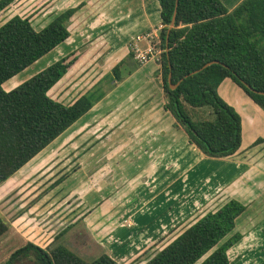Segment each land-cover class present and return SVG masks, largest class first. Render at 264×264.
<instances>
[{
  "label": "crops",
  "instance_id": "0c3cea01",
  "mask_svg": "<svg viewBox=\"0 0 264 264\" xmlns=\"http://www.w3.org/2000/svg\"><path fill=\"white\" fill-rule=\"evenodd\" d=\"M36 1H42L40 9L50 11L51 17L74 9L66 24L67 49L56 53V59L72 49L78 57L50 89L52 98L50 90L48 96L69 105L88 91L103 95L0 184V218L9 208L8 194L27 183L42 187L48 161L53 163L48 173L57 182L60 165L55 161L72 159L73 173L57 185H47L49 206L73 175H83L82 188L72 191L84 198L76 204L79 210L66 218L68 230L43 248L61 244L81 258L105 254L117 264H146L183 230L162 243L175 226L231 199L245 209L234 228L241 238L226 251L229 263L264 264L263 111L230 79H223L216 93L239 117L240 143L229 157H207L173 127V118L163 109L155 77L158 65L148 61L137 66L129 55L136 37L161 26L157 0ZM219 1L231 10L241 0ZM117 63L115 81L111 69ZM55 209L58 221L64 214L60 217Z\"/></svg>",
  "mask_w": 264,
  "mask_h": 264
},
{
  "label": "trees",
  "instance_id": "16d2710c",
  "mask_svg": "<svg viewBox=\"0 0 264 264\" xmlns=\"http://www.w3.org/2000/svg\"><path fill=\"white\" fill-rule=\"evenodd\" d=\"M14 1L0 0V12ZM174 2L157 0L162 25L158 36L165 51L155 77L160 80L163 109L173 118V127L180 128L203 155L229 157L239 147V117L219 98L216 87L223 79H230L264 113V0H241L231 10L219 0H177L173 26L165 42ZM73 11L63 10L40 29L17 15L0 25V184L103 95L88 91L69 105L48 96L77 59L75 50L12 89L4 91L1 87L67 39L66 24ZM119 63L111 69L115 81ZM170 85L175 87L170 89ZM185 106L205 108L211 120L192 122ZM244 209L230 199L196 216L146 264H230L226 251L241 238L234 228ZM6 230L0 218V237ZM28 255L36 264H117L105 254L85 262L61 244L40 248L30 242L11 252L2 264H15Z\"/></svg>",
  "mask_w": 264,
  "mask_h": 264
},
{
  "label": "rangeland",
  "instance_id": "374dc122",
  "mask_svg": "<svg viewBox=\"0 0 264 264\" xmlns=\"http://www.w3.org/2000/svg\"><path fill=\"white\" fill-rule=\"evenodd\" d=\"M41 2L42 1L36 0H21V2L9 6L4 11L0 12V25L11 16L17 15L21 18H28L34 29H40L51 18L52 14L49 11V15H47L48 13L40 9L43 5L41 4ZM61 44L60 46L55 47L49 53L34 62L31 66L25 68L24 70L13 76L11 79L5 81L1 85L2 89L4 91L12 89L19 83L29 79L30 77L41 71L48 64L55 61L56 53H64V51L62 50L63 47L67 49L66 44ZM48 94L52 98L51 90ZM185 109L192 122L211 120V116H209L208 111L205 108L190 109L189 107L185 106ZM55 162L59 163L60 165V177L63 176L65 178L68 177L70 173H73L71 171L75 166L74 160L71 159V161H63L60 159L56 160ZM52 164L53 163L51 161L47 162V165L45 167L46 171L51 170L50 168L53 166ZM48 172V176L43 179L44 183L42 187H40V189H37V186L35 185H29L31 183H27L22 185V188L19 187L15 192L8 194L9 199L7 200V205L9 206V208L5 211H2L1 213V219L7 225V231L0 237V264H2L8 258L11 252L23 246L26 242H30L36 246H41V248H43V245L49 239L56 240L55 237L58 234L62 235L65 233L61 232L69 224L66 218L79 208V206L76 204L80 200L82 201L84 196H82L83 193L79 194L75 192H78L82 188V184L80 181H82L81 178L83 177V175H73L71 176V179H68V181H66V185L63 183L64 185H62L61 191H58V194L56 193L57 196H59L58 201L53 202L54 204L52 203V205L49 206V204H51V200H49V194L47 193V185H53L54 183L55 185H57L63 182V179H58V181L56 182V179H53L54 174L51 177L52 174H49ZM50 180L54 181L49 182ZM68 190H71L70 192L72 193L69 194ZM72 190H75V192ZM77 206L78 208H76ZM55 207L58 208L57 211H59V214L61 215H59L60 217H62V215L64 214V217L60 218L58 221L55 217ZM78 215L79 213L73 215L72 219H74ZM197 215H195L191 219H188L187 221H184L182 224L175 226V231H173L172 234L167 235L166 241L161 242L164 244L167 243L174 235L184 229ZM2 216L4 219L2 218ZM72 242L73 240L69 239L68 243L70 244ZM76 250L80 254L84 252L83 251L81 253L79 249ZM93 257L90 258L89 255L85 258H80L84 261H90L93 259ZM15 264H36V262L33 259V256L28 255L19 259V261H17Z\"/></svg>",
  "mask_w": 264,
  "mask_h": 264
},
{
  "label": "built area",
  "instance_id": "2783aa9c",
  "mask_svg": "<svg viewBox=\"0 0 264 264\" xmlns=\"http://www.w3.org/2000/svg\"><path fill=\"white\" fill-rule=\"evenodd\" d=\"M161 28L162 25L136 37L129 45L132 54L131 59L137 66L143 65L148 61H153L155 64L159 62L160 55L165 51V49L160 46V39L158 36V32ZM139 42H143V45L139 46Z\"/></svg>",
  "mask_w": 264,
  "mask_h": 264
},
{
  "label": "water",
  "instance_id": "95a60500",
  "mask_svg": "<svg viewBox=\"0 0 264 264\" xmlns=\"http://www.w3.org/2000/svg\"><path fill=\"white\" fill-rule=\"evenodd\" d=\"M176 3H177V0H175V2H174V10H173V13H172V16H171V19H170L169 25H168L167 30H166V34H165V42L167 41L168 31H169V29L173 26ZM211 63H212V62H211ZM208 64H210V63L204 64V65L202 66V68L205 67V66H207ZM192 73H194V72H192ZM167 82H168V84H169V82H170V74L167 75ZM174 87H175V85H170L169 88H170V89H173Z\"/></svg>",
  "mask_w": 264,
  "mask_h": 264
}]
</instances>
